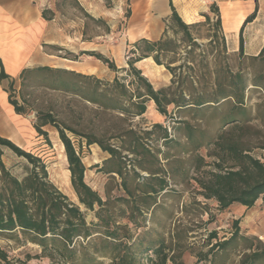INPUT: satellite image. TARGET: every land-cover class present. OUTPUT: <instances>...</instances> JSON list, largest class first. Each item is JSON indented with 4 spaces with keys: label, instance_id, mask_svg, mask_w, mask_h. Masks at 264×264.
Returning a JSON list of instances; mask_svg holds the SVG:
<instances>
[{
    "label": "trees",
    "instance_id": "obj_1",
    "mask_svg": "<svg viewBox=\"0 0 264 264\" xmlns=\"http://www.w3.org/2000/svg\"><path fill=\"white\" fill-rule=\"evenodd\" d=\"M172 18L183 32L182 41H189L191 46L181 64L172 65L177 61L179 44L170 38L134 42L127 49L128 68H117L102 53L83 51L115 71H126L112 82L73 71L71 75H58L46 68L53 72L45 79L46 87L78 95L104 112L114 111L116 121L110 135L97 136L61 123L52 110L38 111L34 126L41 136V147L45 146L44 153L25 150L0 136V237L37 244L49 264H187L183 253L195 255L196 251L188 242L189 228L171 223L174 212L165 200L176 196L173 185L194 179L202 195L217 201L219 212L233 204L250 208L264 196V161L253 154L256 147H264V134L250 124L255 119L264 120V46L257 56H238L232 68L228 57H224L226 61L220 57L210 60L201 52L195 54L196 42L190 30L194 26L185 24L174 7ZM92 20L97 25L103 22ZM216 25L220 26L219 18ZM169 53L174 55L167 56ZM147 56L173 73L172 85L154 90L134 65ZM252 91L259 93V100L248 104L247 94ZM11 97L17 111L25 112L13 94ZM151 99L173 120V131L161 124L150 130L131 124L146 111ZM171 104L179 115L169 114ZM183 112H192L197 122L183 119ZM47 124L59 132L79 203L49 177L47 161L52 146L48 132L42 128ZM67 131L85 138L88 145L97 142L110 153L100 168L108 175L104 195L86 182V166ZM180 131L184 142L176 137ZM150 139L152 143L161 141V146L154 143L151 147ZM204 146L207 159L199 152ZM2 147L27 159L24 176H16L6 166ZM181 153L187 158H181ZM195 172L200 175L193 176ZM115 189L120 194H115ZM81 205L94 211L91 221ZM218 233L217 229L208 232L207 251L196 252L198 260L207 264H264V242L242 232L240 219L232 220L229 236L220 237ZM26 257L14 258L0 247V264H30V255Z\"/></svg>",
    "mask_w": 264,
    "mask_h": 264
},
{
    "label": "crops",
    "instance_id": "obj_2",
    "mask_svg": "<svg viewBox=\"0 0 264 264\" xmlns=\"http://www.w3.org/2000/svg\"><path fill=\"white\" fill-rule=\"evenodd\" d=\"M111 2L112 5H107L104 0H0V136L11 140L25 150L44 153L45 146L41 147L42 143L39 139L41 136L34 124L37 121L38 111L52 110L53 112V109L49 106L45 108L34 106L30 100L32 90H40L43 93L60 92L75 97L91 109L95 120L100 119L101 115L114 118L116 114L114 111L104 112L102 107L83 100L78 95L63 90H52L45 86V79L53 73L46 68L53 69L58 75H71L73 71L94 76L105 82H112L117 75L126 73V71H115L106 63L100 65L101 60L93 55H88L90 60L85 62L75 56L61 55L62 49H67L63 45L64 39H83L85 35L90 36L91 40L101 36L110 37L119 41L126 50L127 46L141 39L158 41L171 38L179 44L175 54L177 61L172 64L178 65L184 60L186 49H190L191 46L189 41H182L183 32L172 18L174 7L185 24L194 26L190 30L193 41L196 42L195 54L201 52L211 60L215 57L257 56L264 46V0H201L200 2L195 0H111ZM214 17L220 20L219 32H208L202 35L196 31L202 25H213ZM93 18L102 19L108 25H118V32L109 30L103 33L100 25H96L95 32L88 35L86 27L93 23ZM71 23L80 25L79 33L76 31L73 33L74 37L71 33L63 32L62 27H58ZM53 29H55L54 32ZM170 55L174 54L169 53L167 56ZM105 56L109 58L108 55ZM114 63L117 68H128L127 61L122 66L116 61ZM134 65L141 70L154 90L172 85L173 73L164 64H158L153 56L144 57L136 61ZM87 66L93 67L96 71L83 68ZM2 70L5 73L3 77H1ZM24 70L26 74L23 76ZM36 76L38 79H35ZM12 94L18 101V105L24 107L25 112L17 111L10 100ZM146 106V111L134 119L151 118L149 125L144 128L146 130H150L155 124L165 126L163 123L169 117L157 109L155 101L148 100ZM168 112L179 115L174 104L168 106ZM191 113L183 112L181 116L194 124ZM49 126L56 128L51 124L42 128L48 132L50 138ZM111 126L102 127V130L98 126V131L93 133L97 136L110 135ZM56 131L59 136L57 128ZM67 134L71 138L72 136L80 137L70 131H67ZM175 134L180 141L186 140L183 131ZM93 144L108 154L103 161L111 156L97 142L89 145ZM206 148L207 146L203 147V149ZM1 149L3 152L12 151L9 147ZM165 149L162 147L163 151ZM182 154H180L181 158H187L188 155ZM165 162L162 158L161 164L165 165ZM102 165L103 163L98 162L94 166L100 169Z\"/></svg>",
    "mask_w": 264,
    "mask_h": 264
},
{
    "label": "rangeland",
    "instance_id": "obj_3",
    "mask_svg": "<svg viewBox=\"0 0 264 264\" xmlns=\"http://www.w3.org/2000/svg\"><path fill=\"white\" fill-rule=\"evenodd\" d=\"M200 2L201 0H195ZM208 1V0H207ZM107 5H112L111 0H104ZM79 14V12H78ZM86 15V14H85ZM216 17L212 20L214 23L210 26H200L196 31L198 33L205 35L208 32H219V26L216 25ZM93 22V21H92ZM96 25L94 22L86 27L88 35H91L96 30ZM62 27L63 32L71 33L72 37L75 36V31L79 33L80 25H75L71 23L69 25L58 26ZM101 32L105 33L109 30H114L115 33L118 32V25H108L105 22L100 24ZM55 29H53L54 32ZM57 33V32H56ZM84 39V40H83ZM83 39H72L63 40V45L67 49H62L61 55H67L69 57H77L82 62L90 60L88 55L83 54L85 50H95V52L108 55L109 58L116 61L119 65L126 64L128 59L127 49H123V45L115 38L101 36L94 40H91L90 36L85 35ZM123 43V40H122ZM73 52V53H71ZM75 52V53H74ZM238 56H228V60L232 68L237 65ZM219 58V57H218ZM211 60V59H210ZM220 60L226 61V58L220 57ZM66 62V61H64ZM104 62L100 61V65ZM106 65V64H105ZM198 69V66H196ZM30 95V100L36 107H51L55 116L62 123L65 122L72 125L80 130L88 132H97V127H106L107 125H112L116 120L113 117H108L107 115H101L100 119L95 120V116L92 115L91 109L84 103L78 101L75 97L66 95L60 92H46L40 90H32ZM248 104H254L259 100V93L256 91L248 92L247 94ZM94 118V120H93ZM151 118H138L133 119L131 124L136 128H145L149 125ZM192 122H197L196 119H192ZM251 125L262 130L264 134V120L255 119L250 121ZM165 126L170 127L173 131V120L167 119L163 123ZM147 127V126H146ZM50 139H51V150L50 159L47 161V169L49 172L50 179L54 184L65 193L73 202L79 203L78 196L76 195L72 184H71V174L68 169V160L65 153V148L58 136L56 128L48 127ZM247 137V135H245ZM72 140L79 150L82 160L86 166L85 180L86 182L104 195L105 184L108 179L106 175L99 168L94 165L99 162L103 163V158L108 156L107 153L103 152L96 144L88 145L85 138H77L72 136ZM149 145L153 144L155 146H161L162 142H154L150 139ZM81 148V149H79ZM200 153L207 159V148L200 149ZM253 154L258 156L264 161V147H256L253 150ZM131 157L132 155L129 154ZM2 160L8 168L11 169L13 174L18 177L25 175L27 167L29 166L28 161L25 157L18 156L13 151H6L2 154ZM212 160V159H211ZM142 174L147 175L148 173L142 171ZM199 173L193 176H198ZM116 181L120 182V179L116 177ZM177 191L176 196L167 198L165 203L170 206L171 210L174 212L173 221L171 222L181 226L187 227L190 230V237L188 242L191 247L194 248L196 252L199 250L207 251V234L213 229L218 230L220 237L229 236L231 231V222L233 219H240L241 231L245 234L255 235L264 242V196H261L255 204L246 208L243 205L233 204L228 210L219 212L217 201L215 199H207L201 193V188L194 179H191L185 184L173 185ZM115 194H120L119 189L114 190ZM83 210L86 211V217L88 221L94 218V211L86 210L83 205H81ZM183 207V208H182ZM150 214H147L149 217ZM169 221V220H168ZM148 224L150 221L148 220ZM0 247L5 248L9 253L14 256V258H20L25 260L27 254L30 255L28 261L30 264H49L50 260L46 256H42L41 248L34 243L24 242L21 240H11L4 237H0ZM196 252L192 255L191 252L185 251L183 253V258L187 264H207L203 261L198 260Z\"/></svg>",
    "mask_w": 264,
    "mask_h": 264
},
{
    "label": "bare ground",
    "instance_id": "obj_4",
    "mask_svg": "<svg viewBox=\"0 0 264 264\" xmlns=\"http://www.w3.org/2000/svg\"><path fill=\"white\" fill-rule=\"evenodd\" d=\"M85 70H89V71H96V69H94L93 67H83Z\"/></svg>",
    "mask_w": 264,
    "mask_h": 264
}]
</instances>
